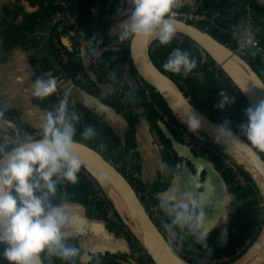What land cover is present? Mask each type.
Returning <instances> with one entry per match:
<instances>
[{"label":"crops","instance_id":"1","mask_svg":"<svg viewBox=\"0 0 264 264\" xmlns=\"http://www.w3.org/2000/svg\"><path fill=\"white\" fill-rule=\"evenodd\" d=\"M13 1L14 5L22 8L18 24L27 21L25 13L30 14L40 7L39 0ZM195 2L196 0H119L117 12L111 14L108 22H105L102 36H114L139 26L146 18V12L153 6L182 8L192 7ZM6 5L7 0H0V107L16 112L20 120L30 128H43L49 121L50 96L47 92L52 84L58 83L68 90L71 103L76 108H88L100 115L125 143L126 132L130 128L128 120L126 122L122 117L107 111V108L102 109L92 96H99V90L76 82V78H72L66 67L57 60L51 34L60 13L39 18L30 34L31 39L6 47L5 36L2 34L4 25L1 23ZM259 17L264 20V15L260 14ZM256 31H264V25L257 26ZM63 41L68 46L74 45L71 33L64 34ZM88 63L86 59L83 60V66ZM129 63L126 61L122 64L121 75L134 86L136 77ZM87 72L90 74L89 70ZM102 83L105 85L104 88H99L100 91H113L114 81L105 80ZM136 109L141 112L136 115L135 143L131 148V153L135 154L134 173L144 189L164 203V214L176 225L182 239L184 232L191 236V244L184 239L183 241L203 252L202 245L208 242L212 234L220 236V233L229 229L233 212L240 204L239 200L228 182L226 181L227 185L222 183V178L214 173L213 168L208 172L211 176L210 189L207 195H203L206 190L200 183H194L193 175L197 172L196 166L201 170L207 166L210 168L207 163L210 159L206 162L193 157L191 160L192 153L182 146L184 143L167 124L159 118L152 119L141 108ZM14 127L13 122L0 119V138L12 135ZM164 135L170 142L164 140ZM178 174L181 179L173 184L172 180ZM203 174H206L205 170L202 171ZM37 226L46 245L62 254L63 262L94 264L97 259L112 257L111 264H140L129 254L131 243L127 234L118 233L103 216L97 215L81 201L70 200L65 196L63 201L40 213Z\"/></svg>","mask_w":264,"mask_h":264},{"label":"trees","instance_id":"2","mask_svg":"<svg viewBox=\"0 0 264 264\" xmlns=\"http://www.w3.org/2000/svg\"><path fill=\"white\" fill-rule=\"evenodd\" d=\"M118 1L66 0V5L63 6L61 4H53L52 0H39L40 7L30 14L25 13V19L27 21H23L20 24L17 23V19L22 12L21 6L8 5L6 9L4 8V16L1 19V23L4 25L2 34L5 36V46L8 47L15 43H23L25 40L28 41V39H31L30 34L39 18H46L51 13L55 14L56 12L65 14L67 11L77 19L83 21V26L88 32L90 40H96L98 43H101L102 29H104L108 21H102L100 18L92 17L90 7L98 3V7L102 8L101 15L108 12L111 17V14L114 15L117 12L115 5ZM200 3L202 9H205L209 15L219 14L213 26L207 21L197 23L201 28H208L218 39L233 46L231 31L241 28V18L248 15L247 20L249 18L253 20L254 37L258 38L264 46V31H256L257 26L264 25V20H261L259 17L260 14L264 15V5L256 2V0H201ZM241 6L242 8H240ZM182 8L189 9L190 7L182 6ZM151 55L154 62L162 71L180 83L186 96L190 98L196 107L218 123L236 130L243 137L251 141L249 133L244 127L245 116L242 107L232 98V92L230 91L231 85L215 74L216 70L213 66L216 62L194 41L185 35L184 39H179L173 34L167 38L159 37L153 42ZM116 57H119V60ZM246 59L264 78V67L261 64L260 56H246ZM126 61L130 62L134 72L133 74L137 78L139 74L132 65L130 48L128 46L105 54L104 62L100 65L101 72L98 74V79L102 82L105 80L118 82L126 88H132L131 84L121 75V65ZM65 67L71 74V77L75 78L78 71L83 69L84 66L82 61H73L65 65ZM201 76H203V79H200ZM75 81L81 82L86 86L80 80ZM182 81H185L186 85H183L181 83ZM147 85L152 91L155 100L169 113L172 121L183 126L172 114L170 108L156 88L149 83ZM88 88L93 89L92 87ZM97 90L100 89L97 88ZM52 100V97H50V105ZM110 104L118 108V110L123 111L129 122L130 128L127 129L125 143H123L116 131L100 115L91 109H85L83 107H79V112L85 114V120H80L78 123L71 125L70 130L74 132L72 139L83 142L85 139H88L91 143L89 145L102 152L108 160L112 158L117 162H121L125 170V173H123L128 176L136 189H139V187L144 189L141 182L137 179V175L134 173L133 161L135 154L131 153V148L134 147L133 145L135 143L134 126L137 117L133 116L130 108L124 104L119 102H110ZM68 105L76 109L71 103V100L68 102ZM145 105L148 109L147 114L152 119H160L159 114L153 109L151 104L145 103ZM168 127L179 137L176 130L169 125ZM183 127L189 129L186 126ZM62 130L64 132L66 131L64 127ZM191 133L196 135L194 130ZM163 138L166 142H170V139L165 135ZM16 146H5L0 151V156L14 149ZM259 152L264 157V150H259ZM201 156L205 157V154ZM209 159L215 163L217 169L220 170L230 185L232 192L242 203L233 212L229 229L220 233V236L212 234L208 242L202 245L203 252L196 251L208 257H219L223 253L234 255L232 258L233 262L249 251L264 226V208L260 206L262 198L252 177L240 165V170L250 183L247 187L238 185L235 182L233 171L225 165L220 156H211ZM31 180L19 192H17L16 187L12 189L11 197L14 195L18 196L19 200L17 202L18 208H16L15 202L12 200L11 206L19 223L26 230L44 260H46L45 251L47 249L54 250L50 245H46L37 228L39 215L51 205L63 201L65 196L70 200H78L88 205L97 215L103 216L113 229H117L118 233L124 232L123 227L125 225L122 219L120 225L113 223L107 218L106 208L101 203L98 202V204L97 201L92 200L93 185L90 180L78 175H72L70 171H63L61 169L42 170ZM20 181L21 177L18 178L16 183ZM153 197L155 198L154 195ZM109 202L112 203L111 201ZM116 214L120 216L118 212ZM165 217L172 223L166 215ZM255 229H258V231L255 232ZM248 240L249 243L247 242ZM0 245L4 261L7 264H19L11 247L1 235ZM54 256L55 260L51 262L46 260L47 264H71L63 262V256L58 251H54ZM112 262V257H104L97 259L94 264H111ZM193 263L199 264L196 261H193Z\"/></svg>","mask_w":264,"mask_h":264},{"label":"water","instance_id":"3","mask_svg":"<svg viewBox=\"0 0 264 264\" xmlns=\"http://www.w3.org/2000/svg\"><path fill=\"white\" fill-rule=\"evenodd\" d=\"M164 27L169 30L157 36L158 31ZM170 33H181L190 38L220 65L242 91L263 129L264 78L246 58L238 54L229 44L214 36L208 28H201L197 24L181 19L159 17L147 21L145 18L130 40V58L137 73L156 88L172 114L181 124L210 139L240 164L257 186L264 208V157L259 150L239 132L218 123L196 107L186 96L181 85L154 62L151 55L154 40ZM90 75L100 88H104L105 83L100 82L95 74L90 72ZM136 86L137 81L134 87ZM88 94L91 93L88 92ZM92 96L102 109L107 108V111L122 117L127 122L126 117L114 106L99 96L94 94ZM182 146L192 153L191 160L193 157L200 158V160L204 159L206 162L209 160L201 155H196L187 145L182 144ZM36 155L40 156V159L65 157L82 164L100 184L123 222L129 226L130 231L150 254L155 264H195L183 257L169 243L152 219L128 176L108 160L102 152L83 141L55 138L34 139L20 144L0 156V235L11 247L19 264H47L16 218L10 200L11 191L15 184L14 180L17 178L10 181L9 173L21 160ZM186 157L189 158L187 155ZM207 163H209L210 168L207 164V167L202 170L196 166L197 172L193 175L194 183L196 185L200 183L201 187L205 188L206 191L203 195H207L210 189L211 176L208 172L212 168L214 173L222 178L221 182L227 185L226 179L217 169L215 163L210 160ZM203 170L206 171V174L202 175ZM180 179L181 176L178 174L172 183H177ZM112 193L121 199L126 208L125 211H121L117 207ZM263 233L264 226L249 251L256 246ZM239 259L229 264H235ZM242 264H264V237L258 252Z\"/></svg>","mask_w":264,"mask_h":264},{"label":"built area","instance_id":"4","mask_svg":"<svg viewBox=\"0 0 264 264\" xmlns=\"http://www.w3.org/2000/svg\"><path fill=\"white\" fill-rule=\"evenodd\" d=\"M53 4L66 5V0H52ZM256 2L264 5V0H256ZM98 7V6H97ZM92 17L100 18L102 21H107L110 18L108 12L101 15L102 8L90 7ZM146 20L149 21L159 17H171L181 19L193 24L206 22L209 19V14L205 9L200 8V1H196L189 9L171 6H153L146 12ZM253 20L249 18L243 27L231 31L233 46H231L238 54L246 58V56L259 55L261 64L264 67V46L261 41L254 37ZM138 29V26L131 28L123 33L114 36H101V43L96 40H90L88 32L83 26V21L71 15L69 11L61 14L55 24V29L51 34L53 48L56 58L62 65L70 64L73 61H82L86 59L89 63L80 69L76 74V80L82 81L86 87L100 88L93 80L88 70L98 76L101 72L100 65L104 62L105 54L113 50L123 49L130 45V40L133 34ZM71 33L74 37V45L68 46L64 41V34ZM168 35V34H167ZM179 38L184 39V35L178 33ZM161 37V36H160ZM181 38V39H182ZM218 77L224 79L225 82L231 85L230 91L232 98L242 107L245 116V129L249 133L251 143L257 150H264V129L259 123L250 103L244 97L239 87L231 80L226 72L217 63L213 66ZM136 71V70H135ZM100 81V80H99ZM137 86L126 88L118 82H114L113 91L99 90V97L105 102H119L130 108L132 115L136 116L141 112H148L145 103L151 104L153 109L159 114L161 121L171 126L178 133L181 141L197 154L210 158L211 156L221 157L225 165L234 173V180L238 185L247 187L250 183L243 175L237 163L229 155L227 151L217 146L214 142L204 136H197L191 133V130L172 121L169 113L155 100L154 95L147 83L140 75L136 78ZM101 82V81H100ZM186 85L185 81L181 82ZM101 89V88H100ZM48 94L52 97V102L49 109L48 124L40 129L30 128L23 123L16 112L0 107V119L8 120L15 124L14 133L9 139L1 140L0 151L5 146L18 144L21 142L34 140L37 138H55V139H72L74 132L70 130L71 125L78 123L80 120H85V114L79 112V108L73 109L68 105L71 100L68 90L58 83L50 86ZM65 128L64 132L62 128ZM45 169H61L70 171L72 175H78L91 181L93 185L92 200L101 203L107 211V218L113 223L120 225V216L116 214V208L110 199L90 174V172L80 163L65 158V157H50L37 164L34 168L25 170L21 175V181L16 184L17 192L21 191L24 185L28 184L31 179ZM143 204L150 213L152 219L167 238L169 243L187 260L196 261L199 264H223L231 263L234 255L223 253L219 257H208L194 250L190 245L185 243L182 236L174 223H170L163 212L164 203L153 197V194L142 189H136ZM98 203V204H99ZM263 206V203H261ZM123 221V220H122ZM123 230L128 235L129 241L133 248L131 257L139 261L141 264H155L150 254L141 245L137 237L130 231L129 226L124 223ZM255 232L258 229L254 230ZM249 243V240L247 241ZM44 259V258H43ZM45 259L49 262L55 260L54 251L47 249L45 251ZM45 260V261H46ZM46 261V262H47ZM0 264H7L2 255L0 245Z\"/></svg>","mask_w":264,"mask_h":264},{"label":"bare ground","instance_id":"5","mask_svg":"<svg viewBox=\"0 0 264 264\" xmlns=\"http://www.w3.org/2000/svg\"><path fill=\"white\" fill-rule=\"evenodd\" d=\"M167 30H169L168 28H162L160 31H158V35L164 34L167 32ZM40 159V156L36 155L34 157H30L26 160H21L19 163H17L14 168L11 170V172L9 173V180L13 181L15 178H17V176L29 165L37 162ZM112 196L116 202L117 207L121 210V211H125L126 208L123 204V202L121 201V199L119 197H117L115 194L112 193ZM264 235V233H263ZM261 237V239L258 241V243L256 244V246H254L252 248V250H250L247 254H245L241 259H239L237 262H235V264H242L243 262L247 261L249 258H251L252 256H254V254H256L262 244L263 241V236Z\"/></svg>","mask_w":264,"mask_h":264},{"label":"rangeland","instance_id":"6","mask_svg":"<svg viewBox=\"0 0 264 264\" xmlns=\"http://www.w3.org/2000/svg\"><path fill=\"white\" fill-rule=\"evenodd\" d=\"M12 1H13V0H7L8 5H11V6L13 5V6H14V4L12 3ZM131 1H132V0H131ZM200 1H201V0H200ZM13 2H14V1H13ZM118 4H119V3L116 4V7L119 6ZM8 5L5 6V9H6V7H7ZM96 5L98 6V3H96ZM96 5H94V7L97 8V9H99V7H97ZM161 6H162V5H161ZM200 8L202 9L201 3H200ZM215 14H216V13H215ZM215 14L210 15V16H209V19L206 20L207 22H210L211 26H213V25L215 24V20H216V19L214 20ZM217 14H218V13H217ZM217 14H216V15H217ZM146 15H147V14H145V16H146ZM244 18H245V16H243V17L241 18V20H240V23H241V24H240V25H243V20H244ZM140 25H141V24H140ZM140 25H139V26H140ZM139 26H138V27H139ZM216 26H217V25H216ZM102 34H103V29H102ZM171 34H173V35H175L176 37L179 38L178 33H170V34H168V35H163V36H161V37H164V38L166 37V38H167V37H168L169 35H171ZM181 38H182V37H181ZM181 38H179V39H181ZM182 39H183V38H182ZM116 59L119 60V57H116ZM121 67H122V65H121ZM215 74H216V73H215ZM216 75H217V74H216ZM201 78L203 79V76H201L200 79H201ZM219 78H220V77H219ZM223 82H224V81H223ZM14 128H15V127H14ZM14 128H13V129H14ZM189 130H191V129L189 128ZM191 131H192V130H191ZM194 132L196 133L197 136H202L200 133H198V132H196V131H194ZM13 133H14V130H13ZM13 133H12V134H13ZM11 136H12V135H10V136H8V137H6V136L4 137V136H3L2 138H0V142H1V140L9 139V137H11ZM76 139H77V138H76ZM84 142H86L87 144H91L90 141H89L88 139H85ZM232 159H233V158H232ZM40 160H41V159H40ZM110 160H111V161H112V162L118 167V169H120L122 172L125 173V170H124V168H123L121 162H117V161H115V160L112 159V158H111ZM33 164H34V163H33ZM31 165H32V164H31ZM31 165H30V166H31ZM31 168H32V167H31ZM27 170H28V169H27ZM23 171H24V170H23ZM23 171H22V172H23ZM20 174H21V173H20ZM20 174H19V175H20ZM19 175H18V176H19ZM17 178H18V177H17ZM15 180H17V179H15ZM15 180H14V182H15ZM31 181H32V180H31ZM18 200H19L18 196H14V197L12 198V201L15 202V206H16V208H18V205H17ZM238 202H239V203H242V201H238ZM260 206H261V203H260ZM180 223L182 224L181 219H180ZM228 228H229V226H228ZM116 230H117V229H116ZM183 235H184V236H183V239H184L188 244H191V241H192V240H191V236H190L187 232H184ZM130 247H131V249H130V251H129V252H130L129 254H131V252H132V250H133L132 246H130ZM130 256H131V255H130ZM131 258H132L133 260H135L134 257H131ZM135 261H137V260H135ZM137 262H139V261H137ZM139 263H140V262H139ZM140 264H141V263H140Z\"/></svg>","mask_w":264,"mask_h":264},{"label":"clouds","instance_id":"7","mask_svg":"<svg viewBox=\"0 0 264 264\" xmlns=\"http://www.w3.org/2000/svg\"><path fill=\"white\" fill-rule=\"evenodd\" d=\"M214 18H215V17H214ZM215 19H216V18H215ZM197 25H198V24H197ZM97 77H98V76H97ZM179 84H180V83H179ZM98 94H99V93H98ZM110 105H112V104H110ZM112 106H113V105H112ZM146 114H147V113H146ZM160 120H161V119H160ZM37 139H39V138H37ZM29 141H31V140H29ZM25 142H28V141H25ZM25 142H21V143L14 144V145H17V146H18V145L23 144V143H25ZM10 146H11V145H10ZM17 146H16V147H17ZM47 158H50V157H47ZM47 158H43V159H41V160H38L37 162H35V163L32 164L31 166H30V165L27 166V167L24 169V171L27 170V169H29V168L31 169V167L34 168L37 164H40L43 160H45V159H47ZM208 159H209V158H208ZM24 171H23V172H24ZM23 172H21V174L18 176V178L21 177V175H22ZM18 178H17V180H18ZM17 180L15 181V184H14L13 188L16 187V184H17L16 182H17ZM14 196H15V195H14ZM14 196H13V197H14ZM13 197L10 196V200H12Z\"/></svg>","mask_w":264,"mask_h":264}]
</instances>
